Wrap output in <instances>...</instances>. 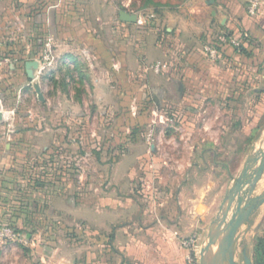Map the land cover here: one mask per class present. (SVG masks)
Segmentation results:
<instances>
[{"label": "rangeland", "instance_id": "1", "mask_svg": "<svg viewBox=\"0 0 264 264\" xmlns=\"http://www.w3.org/2000/svg\"><path fill=\"white\" fill-rule=\"evenodd\" d=\"M151 1L0 0V100L9 112L2 126L23 134L18 147L22 157L13 164L19 181L14 183L15 192L19 188L27 194L38 183L52 185L47 179L60 175L67 179L65 189L72 192L76 186L86 197L97 184L106 190L100 177L115 171L131 175L129 189L139 199L156 189L160 167L168 174L172 171L170 162L156 165L157 144L189 142L197 145L196 155L208 145L202 168L212 175L211 194L217 195L211 211L214 220L248 152L264 140V34L261 41L252 39L250 54L243 55L225 38L228 30L214 19L202 43V61L208 64L187 70V46L172 41L166 15L190 13L191 1ZM212 1L210 6H221V13L230 17V0ZM241 1L248 9L250 1ZM121 11L137 16L128 38L119 19ZM80 21L93 33L95 43L115 48V58L125 45L135 51L148 44L154 50L140 65L130 69L116 65L119 70L107 72L97 65L92 47L80 45L76 62L59 43L78 33L75 26ZM207 49L217 51L220 59H211ZM33 61L39 68L32 69L30 79L26 64ZM158 62L164 66L159 72L154 68ZM204 69L208 88L201 81ZM242 78L239 99L227 101L236 91L226 83L232 86ZM35 84L40 85L44 102ZM215 94L224 101H213ZM181 95L188 97L183 100ZM47 145L50 150L44 149ZM263 191L264 177L256 195ZM0 217V224L13 225L10 214ZM255 218L249 233L242 230L238 261L246 251L254 262L257 240L264 239V206ZM13 227L22 233V241L0 245H17L13 262L36 264L28 248L32 231Z\"/></svg>", "mask_w": 264, "mask_h": 264}, {"label": "crops", "instance_id": "2", "mask_svg": "<svg viewBox=\"0 0 264 264\" xmlns=\"http://www.w3.org/2000/svg\"><path fill=\"white\" fill-rule=\"evenodd\" d=\"M190 1V13L184 16L166 15L167 33L172 41L187 46V70L195 69L203 62L208 64L202 61L205 57L203 44L206 31L211 30L214 19L228 30L229 34H225L227 39L249 36L250 48L252 39L261 41L263 38L264 7L257 15L251 16L241 0H230L227 3L230 9L228 17L221 13V6H210L209 0ZM259 1L264 3V0ZM81 22L75 26L78 33H72L68 42L59 43L64 51L71 54L68 57L76 62L75 55L80 45L92 47L97 65H102L107 72L119 70L116 65H127L128 69L131 65H140L154 50L148 44L135 51L125 45L122 53L115 58V48L95 43L93 33ZM132 25L123 24L127 38ZM199 41L203 44L198 47L196 43L199 44ZM204 73L207 71L203 72L201 81L208 88ZM185 81L189 84L190 79L185 78ZM237 93L228 97L227 101H237ZM187 97L181 95L183 100ZM198 97L192 96L193 99ZM213 97V101L215 98L224 101L216 94ZM2 125L0 123V216L2 213L10 214L12 226L32 231L28 248L36 264H185L187 251L181 246V240L197 233L204 236L205 241L212 222L211 211L217 202V195L211 194L212 175L202 168L208 153L204 150L208 149V145L196 155L199 150L197 145L189 142L157 144L156 165L170 162L172 171L168 174L160 167L156 189L144 192L139 199L131 195L128 185L131 175L115 171L100 177L107 183L106 190L99 189L97 184L86 197L76 186L72 192L65 189L67 179L60 175L56 176L57 180L47 179L52 185L38 183L36 190L25 194L19 188L15 192L17 185L14 183L19 181L16 180V167H13L22 157L18 147L23 134ZM260 142L252 152L260 146ZM44 149L50 150V146ZM168 149L169 154L165 153ZM252 152H248L247 156ZM95 180L99 182V176ZM17 250V245H0V264L10 261V264H17L12 259L14 255L18 256Z\"/></svg>", "mask_w": 264, "mask_h": 264}, {"label": "water", "instance_id": "3", "mask_svg": "<svg viewBox=\"0 0 264 264\" xmlns=\"http://www.w3.org/2000/svg\"><path fill=\"white\" fill-rule=\"evenodd\" d=\"M214 3V0L212 1ZM211 2V3H212ZM210 4V2H209ZM119 19L123 23L134 24L137 16L121 11ZM36 61L26 64V72L34 79L32 69H38ZM41 102L44 95L39 84L34 85ZM3 123V116H0ZM264 140L245 159L242 169L227 190L216 217L210 223L204 246L201 250L200 264H254L252 257L243 252V260L238 261L240 238L242 230L250 228L255 223V215L264 206V191L256 195L257 187L264 177ZM241 233V236H240Z\"/></svg>", "mask_w": 264, "mask_h": 264}, {"label": "built area", "instance_id": "4", "mask_svg": "<svg viewBox=\"0 0 264 264\" xmlns=\"http://www.w3.org/2000/svg\"><path fill=\"white\" fill-rule=\"evenodd\" d=\"M264 7V3L260 2L259 0H252L250 1V5L248 7V13L251 16L257 15L260 8ZM232 44L236 46H240L238 40H232ZM209 52V57L213 60L220 59L218 52L215 50L207 49ZM155 70L160 71L164 68L163 64L158 62L155 65ZM9 112H5L2 106V102L0 100V116H3V122L7 120ZM22 233L17 231L13 226H9L6 224H0V243H17L21 242L22 240ZM203 241L201 235L193 234L192 236L182 239L180 244L181 246L187 251L185 264H200L201 258V250L203 248Z\"/></svg>", "mask_w": 264, "mask_h": 264}, {"label": "trees", "instance_id": "5", "mask_svg": "<svg viewBox=\"0 0 264 264\" xmlns=\"http://www.w3.org/2000/svg\"><path fill=\"white\" fill-rule=\"evenodd\" d=\"M149 3H152L151 0H148ZM239 41L240 46L238 48V51L241 52V54L243 55H249L250 54V39L248 37H245V35L243 37H240L238 39H236ZM244 81L245 79H238L236 81L232 82V86H228V84L226 83L227 87L230 88V90H234V91H239L240 89H242V87L244 86ZM230 97V96H228ZM254 264H264V239L260 238L257 240V243L254 247Z\"/></svg>", "mask_w": 264, "mask_h": 264}, {"label": "bare ground", "instance_id": "6", "mask_svg": "<svg viewBox=\"0 0 264 264\" xmlns=\"http://www.w3.org/2000/svg\"><path fill=\"white\" fill-rule=\"evenodd\" d=\"M263 146H264V143H263ZM260 147V146H259ZM259 147L257 149H259ZM240 236H241V233H240Z\"/></svg>", "mask_w": 264, "mask_h": 264}]
</instances>
